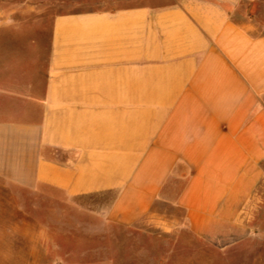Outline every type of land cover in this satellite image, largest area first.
<instances>
[{
    "label": "crops",
    "instance_id": "0c3cea01",
    "mask_svg": "<svg viewBox=\"0 0 264 264\" xmlns=\"http://www.w3.org/2000/svg\"><path fill=\"white\" fill-rule=\"evenodd\" d=\"M263 181L264 0H0V264H67L81 213L101 264L227 249Z\"/></svg>",
    "mask_w": 264,
    "mask_h": 264
},
{
    "label": "rangeland",
    "instance_id": "374dc122",
    "mask_svg": "<svg viewBox=\"0 0 264 264\" xmlns=\"http://www.w3.org/2000/svg\"><path fill=\"white\" fill-rule=\"evenodd\" d=\"M44 28L43 38H46L48 27L44 26ZM259 190L261 198L256 202V215L253 221L254 233L249 240L227 249H215L200 243L197 239L192 237L190 233L184 231L181 233L179 239L163 237L160 238V242L154 240L155 238L153 236H147L140 239L141 243L144 245H147V242H149V244H155L157 245L156 249L153 247H146L144 250L140 248L141 246L139 248L133 246L134 249L121 248V253L125 254L126 257L125 255L123 258L118 257V260H114V263L142 264V252H150L155 249L156 261H158L159 264H264V181ZM47 204L48 202L45 203V209L49 207ZM59 207L67 210L68 205L66 202H60ZM79 217L80 224L78 222L72 224L75 230H77L72 234L74 240L70 241L73 247L61 249L60 254L64 259H67V264H89L91 262L101 264L100 262L103 258L102 254H104V248H101V245L105 244V237L107 235L106 232L102 230L103 225L101 224L98 227L100 233L94 234L95 232L93 230L95 227H89L87 222L89 217L83 213H81ZM44 219L51 220L52 218L45 217ZM97 219L98 218L91 217L92 223L98 221ZM68 220L67 217H61L60 224L67 226ZM0 239H3L2 234ZM61 240H63V238ZM177 240L181 242L175 243ZM124 241L125 243L123 245H125V247L131 242L128 239H124ZM159 243L163 245L162 248H158ZM65 244H68L67 241H65ZM134 244L135 243H132V245ZM51 254V250H45L44 264H52ZM131 255H133L134 258L131 259L129 257ZM1 264L3 263L1 262Z\"/></svg>",
    "mask_w": 264,
    "mask_h": 264
}]
</instances>
